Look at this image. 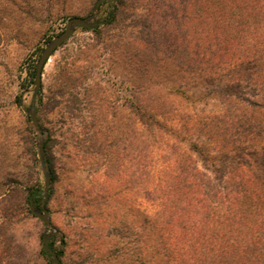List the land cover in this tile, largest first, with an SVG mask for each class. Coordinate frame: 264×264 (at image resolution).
I'll list each match as a JSON object with an SVG mask.
<instances>
[{
	"label": "rangeland",
	"instance_id": "rangeland-1",
	"mask_svg": "<svg viewBox=\"0 0 264 264\" xmlns=\"http://www.w3.org/2000/svg\"><path fill=\"white\" fill-rule=\"evenodd\" d=\"M96 1L0 0V264H54L47 235L59 264H264V128L208 124L257 121L218 93L252 99L256 67L199 55L240 51L264 0ZM71 16L94 25L46 61L38 130L29 72Z\"/></svg>",
	"mask_w": 264,
	"mask_h": 264
},
{
	"label": "trees",
	"instance_id": "trees-1",
	"mask_svg": "<svg viewBox=\"0 0 264 264\" xmlns=\"http://www.w3.org/2000/svg\"><path fill=\"white\" fill-rule=\"evenodd\" d=\"M243 10L245 11V9ZM256 12H258L259 19H254L253 14L249 12L245 14L246 18L243 20L244 22L242 23L241 21L240 23L241 25L244 26L243 29L241 30L246 31L245 43H243L244 46L242 47V49H240V51L239 49H237V51L232 49L228 45L229 40L225 38L221 41L225 44H219L220 47L215 46V45L214 47H212L211 46L212 44H210V46L200 51L201 52L200 54L198 53L200 57L202 58V61L205 60L206 62H218L219 61V63L222 65L223 63L227 61V64L235 65L237 63L238 64L243 63V61H246V62L248 61L250 64H254V66L256 67L255 71L251 73L253 74L254 79L256 81V85H257L255 95L252 99L245 98L239 95L240 90L237 91L238 93L233 92V91L232 93L231 91H228L227 88L231 87L232 85L231 82L225 84L226 88L222 87L218 89V93L220 95L222 94L224 98H226L227 101H230V100L240 101L241 104L242 103L246 104L245 111H250L252 112V114H255L256 117L254 115L253 116L257 121H251V119H249L248 116H243L241 118L238 115H230L227 113L226 114L222 113V115L221 114L217 115L218 118H221L220 120H215L214 122H211V121L208 122V124H211V126L213 127H219V125L224 122L226 124L230 123L232 125L242 124L245 129L246 124L251 125V123L254 122V123H257L258 127L261 126V128L262 127L264 128V11L258 7ZM223 58H226V59H223ZM200 63L201 65L202 63L204 64V62H200ZM34 68H35V65L31 67V70L29 72L31 76H33L34 74ZM216 92H217V89H216ZM30 144L32 148L34 146V141L32 138H31ZM196 146L197 145L195 144V147ZM44 147H46L45 143H44ZM195 150L197 154H200V155L206 154V158L212 159L216 157L215 155L209 154L208 152L209 150L206 148H205L206 152L201 150L199 147H196ZM261 159H262V163L264 167V154L262 155ZM194 185H198V188H200L198 181H195ZM198 190L195 192V199H197L200 204L204 203L205 198L207 197L208 199L209 197L211 198V196H209L207 193H204V192L202 193L200 189ZM213 202H215L216 204L215 208L217 209L218 207V210H221L222 201L217 202L213 200ZM207 219H210V218H207Z\"/></svg>",
	"mask_w": 264,
	"mask_h": 264
},
{
	"label": "water",
	"instance_id": "water-1",
	"mask_svg": "<svg viewBox=\"0 0 264 264\" xmlns=\"http://www.w3.org/2000/svg\"><path fill=\"white\" fill-rule=\"evenodd\" d=\"M99 3L100 0H97L92 10L96 9ZM88 18L89 17H79V16L69 17L66 21L65 27L47 41V43L42 47L38 55V59L35 64L34 74H33V91H32V97L30 101V111H29L31 122L38 130H39V126H38V119L36 116V110L34 107V102H35V96L41 86V76H42L43 67L46 61L48 60V58L50 57V55L52 54V52L56 49V47L59 46L62 42H64L72 34L75 26L91 28L94 25V22L88 21ZM38 157L40 160L41 168L42 170H44L45 163L43 159V143L41 140L38 142ZM48 182H49V173L44 172L43 191L47 189ZM30 201H32V199H30ZM29 208L31 212L37 215L39 218H41L44 223H46L48 226L50 225V219L49 216L46 214V209L44 207H41V211H38L35 209L34 205L30 203ZM48 242H49V236L48 235L44 236L43 250L48 255H51L52 262L54 264H59L56 257V253L53 249L49 247Z\"/></svg>",
	"mask_w": 264,
	"mask_h": 264
}]
</instances>
